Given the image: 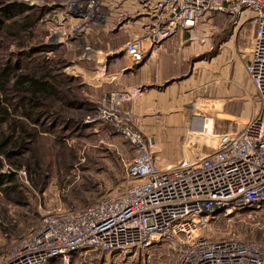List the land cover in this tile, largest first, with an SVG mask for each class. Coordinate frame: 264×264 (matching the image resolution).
Masks as SVG:
<instances>
[{"label":"rangeland","instance_id":"obj_1","mask_svg":"<svg viewBox=\"0 0 264 264\" xmlns=\"http://www.w3.org/2000/svg\"><path fill=\"white\" fill-rule=\"evenodd\" d=\"M9 1L18 0H0V12ZM20 1L39 7L47 5L50 12H45L44 19L36 26V34L25 39L23 47L21 38L0 30V70L8 64L21 72L37 75L48 69L63 82L58 89L67 103L50 99L36 111L44 115L27 118L23 113H29L30 104L8 90L9 87L14 89L13 86L8 85L6 92H0V106L8 105L11 109L8 123L1 125L0 141L8 145L4 150L14 147L15 140L8 141L12 137L8 127L15 120L20 128L35 136L27 139L20 151L11 150L10 156L0 158V262L13 255L45 212L81 211L103 197L121 195L132 184L128 166L138 151L111 126L102 127L96 120L90 121L96 117L99 106H121L126 121L153 144L150 152L160 165L176 164L183 157L196 158L207 150L206 146L192 140L197 131L189 129L190 119L186 113L184 126L177 124L176 128H167L162 126L163 117L150 110L146 113L137 110L131 104L134 101L129 99L130 94L107 83L109 72L103 70L102 65L121 54L136 32H118L107 25L94 29L85 40L65 41L63 38L65 42L58 44V48H45L44 45L56 44L52 39L57 35L52 30L65 10L66 0ZM137 28L141 31V25ZM35 45L44 48L31 56L20 55L15 64L19 51L25 52ZM167 51L169 56L179 59L176 66L173 63L169 80L181 86L180 101L195 96L205 105H210V98L221 104L215 116H210H214L212 125L216 131H233L236 122L232 125V121L237 120L234 115L248 117L256 113L259 100L244 67L245 53L231 27L215 32L201 25L191 33L180 32ZM82 56L96 59L86 62L80 60ZM169 63L171 65V61ZM232 112H235L233 116L229 114ZM228 116L231 122L225 121ZM204 233L213 239L237 235L264 241V205L259 209L220 210L213 214ZM69 264H179V260L172 247L161 243L131 257L112 259L103 251H84Z\"/></svg>","mask_w":264,"mask_h":264},{"label":"built area","instance_id":"obj_2","mask_svg":"<svg viewBox=\"0 0 264 264\" xmlns=\"http://www.w3.org/2000/svg\"><path fill=\"white\" fill-rule=\"evenodd\" d=\"M133 1L141 12V31L126 44V52L135 64L157 54L183 30L205 25L221 32L231 27L248 58L245 70L258 110L226 133L214 129L215 115L204 119L192 140L207 150L163 166L150 152L151 141L121 114V106H99L90 121L111 126L138 151L128 166L132 184L121 195L103 197L81 211L45 212L0 264H67L75 252L91 250L111 259L131 257L161 243L172 247L179 264H264V241L237 235L213 239L204 233L220 210L264 205V0ZM64 6L55 25L59 31L52 30L56 44L81 40L110 14L107 0H66ZM218 105L201 100L188 112L200 117L203 108L216 112Z\"/></svg>","mask_w":264,"mask_h":264},{"label":"crops","instance_id":"obj_3","mask_svg":"<svg viewBox=\"0 0 264 264\" xmlns=\"http://www.w3.org/2000/svg\"><path fill=\"white\" fill-rule=\"evenodd\" d=\"M107 4L110 8V14L107 16L106 21L102 25L92 27L82 40H85L94 29L106 27L107 25H110L112 30L118 32L121 30H125L126 32L131 30L133 33L138 32L137 30H139V28H137V26L140 27L142 16L136 2L133 0H107ZM134 26H136L135 30L133 29ZM194 30H183L181 32L191 33ZM132 32L130 33V37L132 36ZM177 34L172 39L165 41L157 54H152L141 64H135L132 58L127 54L126 47H124L121 50V54L109 58V63L106 62L102 66L103 70H107V73L109 72L107 83L114 84L115 87L121 89L124 93L130 94L129 99L134 101L131 102V104H133L137 110L145 113L147 110L156 112V115L158 114L159 117L164 118L162 120V126H166L167 128H176L177 124L184 126L186 113L190 119L188 124L190 126L189 129L200 131L203 128L204 119L210 118V116L215 115L216 112L205 107L200 117H194L186 111V108L192 103L201 100L193 96L191 98L186 97L183 102L180 101L179 94L183 91L181 86L177 82L169 80V73L173 68V63H175L176 66L179 59L178 56L175 58L171 57V55L169 56L167 48L170 49V45L174 44V38ZM169 60L171 61V65ZM247 61L248 58L246 56V62ZM127 62L128 64H126ZM123 64L126 65L122 67ZM99 74H101V72ZM208 100L217 99L210 98ZM234 113L232 112L230 114L233 116ZM234 116L237 117L238 121H243L245 118L247 120L250 117L243 115ZM227 120L231 121L232 118L228 116ZM237 120L232 121V125H235V122L236 124L241 123ZM99 125L102 127L105 126L102 124ZM154 159L156 158L154 157ZM71 260L73 259L71 258Z\"/></svg>","mask_w":264,"mask_h":264},{"label":"trees","instance_id":"obj_4","mask_svg":"<svg viewBox=\"0 0 264 264\" xmlns=\"http://www.w3.org/2000/svg\"><path fill=\"white\" fill-rule=\"evenodd\" d=\"M45 12H50V8L47 5L33 6L26 1H9L5 4L0 12V30H5L12 35V37H19L22 39L21 47H23L28 40L32 38L36 32V26L38 22L44 19ZM2 13V14H1ZM45 48L56 49L58 44H47L44 45ZM42 46H32L29 50L25 52H18V59H15L17 64L19 62L20 55L23 57L31 56L35 51ZM11 61V60H9ZM9 63V62H8ZM63 82L57 80V78L51 75V71L48 69L44 70L43 74H34L30 72H21L19 68H12L10 64L2 70H0V92L4 93L7 91V86L11 85L14 87H9L13 92L24 98L25 103L30 104L29 113L23 115L27 118H36L44 114H37V110L46 104L50 99L59 101L60 103H67L66 100L60 95L58 87L62 86ZM18 111V110H17ZM11 114V109L6 106H0V131L2 129V124L8 123L9 116ZM18 114V112H17ZM23 119V118H21ZM18 121H14L13 124H9L8 131L12 134L11 138H8L9 142H13V146L10 149L4 150L8 145L4 141H0V158H7L12 154V151H20L19 148L27 139L35 137L33 133L28 132L24 128H20ZM35 132H37L35 130ZM17 147V148H15ZM0 169H2V164L0 163ZM9 177L6 175V178ZM11 177V176H10ZM84 252H75L72 254L71 258L74 259L77 255H83ZM72 260L70 259V262ZM69 262V263H70ZM67 263V264H69Z\"/></svg>","mask_w":264,"mask_h":264},{"label":"bare ground","instance_id":"obj_5","mask_svg":"<svg viewBox=\"0 0 264 264\" xmlns=\"http://www.w3.org/2000/svg\"><path fill=\"white\" fill-rule=\"evenodd\" d=\"M55 43V42H54ZM85 56V55H84ZM84 56H82L81 57V59L80 60H82V61H86V62H93V61H95V59L96 58H94V57H90V56H88V57H84ZM209 102V101H208ZM219 103V102H218ZM219 106V105H218ZM217 107V106H216ZM243 108H244V106H242ZM224 108V107H223ZM242 108V109H243ZM241 109V110H242ZM223 114H225L224 112H223ZM230 114V113H229ZM226 122H231V121H229V120H225ZM238 128V127H237Z\"/></svg>","mask_w":264,"mask_h":264},{"label":"water","instance_id":"obj_6","mask_svg":"<svg viewBox=\"0 0 264 264\" xmlns=\"http://www.w3.org/2000/svg\"><path fill=\"white\" fill-rule=\"evenodd\" d=\"M138 64H141V63H138Z\"/></svg>","mask_w":264,"mask_h":264}]
</instances>
